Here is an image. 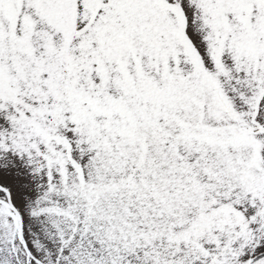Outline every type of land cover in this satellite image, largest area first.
<instances>
[{"label":"snow or ice","instance_id":"1","mask_svg":"<svg viewBox=\"0 0 264 264\" xmlns=\"http://www.w3.org/2000/svg\"><path fill=\"white\" fill-rule=\"evenodd\" d=\"M0 264H264V0H0Z\"/></svg>","mask_w":264,"mask_h":264}]
</instances>
